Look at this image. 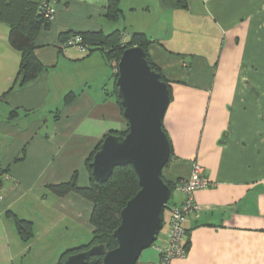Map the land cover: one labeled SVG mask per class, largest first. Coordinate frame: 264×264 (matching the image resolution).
Here are the masks:
<instances>
[{"label":"crops","instance_id":"1","mask_svg":"<svg viewBox=\"0 0 264 264\" xmlns=\"http://www.w3.org/2000/svg\"><path fill=\"white\" fill-rule=\"evenodd\" d=\"M120 1L133 32L155 41L148 53L172 89L164 117L172 154L163 177L176 183L198 164L209 181L194 191L201 209L184 223L187 254L171 264H264V0H188L187 8ZM49 3L56 14L35 44L44 69L26 85L21 53L0 21V264H55L65 250L90 242L92 201L75 191L59 196L50 186L74 176L90 186L88 158L128 127L114 93L115 63L59 38L114 31L109 0ZM67 63L86 71L74 83L58 79L50 99ZM183 199L179 192L171 203ZM19 221L30 225L28 236ZM167 243L168 226L137 264H155Z\"/></svg>","mask_w":264,"mask_h":264},{"label":"water","instance_id":"2","mask_svg":"<svg viewBox=\"0 0 264 264\" xmlns=\"http://www.w3.org/2000/svg\"><path fill=\"white\" fill-rule=\"evenodd\" d=\"M117 67L118 97L129 130L105 137L91 163L92 176L106 183L116 167L132 165L140 189L121 211L120 225L114 231L117 247L96 244L68 256L64 264H85L94 255H103L102 264H137L165 226V209L172 194L163 177L171 160V142L164 130L170 85L152 68L142 46L125 49Z\"/></svg>","mask_w":264,"mask_h":264},{"label":"trees","instance_id":"3","mask_svg":"<svg viewBox=\"0 0 264 264\" xmlns=\"http://www.w3.org/2000/svg\"><path fill=\"white\" fill-rule=\"evenodd\" d=\"M50 1L51 0H39L36 2L31 0H0V21L9 25L10 42L12 46L21 53V64L18 75L22 86L35 80L44 69V65L35 54V44L41 28H49L51 25V20L46 17L44 8V3ZM119 1L120 0H109L107 16L111 21H117L123 16ZM162 4L165 6L187 8L188 0H162ZM76 36L81 38V44L86 47L88 54L96 50L101 51L112 64L115 63V68H118V61L125 49L135 45L142 46L146 51L147 59L152 68L162 74L160 68L153 63L148 53V47L155 41L144 32H133L129 40L125 39V30L120 29H116L110 33H105L104 31H65L60 33L59 38L64 46H68L66 45L67 42ZM115 77L117 81L118 71ZM162 80L168 83L163 74ZM114 93L123 112L121 100L118 97L117 85L115 86ZM170 93L172 98L171 87ZM128 130L129 123L126 130L122 132L114 131L112 133L126 134ZM164 130L167 133L165 125ZM103 140L98 144L87 160V166L91 173L90 186H78L77 177L75 176L67 183L50 186L59 196H64L69 192L75 191L94 204L91 223L95 227V231L93 232L92 239L87 244L65 250L55 264H64L68 256L88 250L96 244H104L107 249H113L118 246L117 239L114 237V231L120 225L122 209L128 200L140 189L139 177L133 166L127 165L116 167L112 177L106 183H100L93 178L91 163ZM167 183L171 187L172 194L165 211H168L169 206L173 204L171 203V199L173 191L177 188V182ZM166 220L167 217L165 216V222ZM19 226L21 232L24 233L25 236L30 234V225L27 222L19 221ZM102 262L103 255H94L90 257L85 264H102Z\"/></svg>","mask_w":264,"mask_h":264},{"label":"built area","instance_id":"4","mask_svg":"<svg viewBox=\"0 0 264 264\" xmlns=\"http://www.w3.org/2000/svg\"><path fill=\"white\" fill-rule=\"evenodd\" d=\"M45 15L50 20L56 14V7L49 2L44 3ZM67 45H77L82 51L86 47L81 44V38L76 36L67 42ZM209 185L208 179L204 176L203 168L196 164L192 174L177 182V190L184 196L179 204L169 206V218L165 225L168 226V243L159 249L160 258L155 264H171L176 258L185 257L187 254V235L184 223L191 212L200 211L201 207L194 200V191L206 188ZM4 199V193L0 182V201Z\"/></svg>","mask_w":264,"mask_h":264},{"label":"rangeland","instance_id":"5","mask_svg":"<svg viewBox=\"0 0 264 264\" xmlns=\"http://www.w3.org/2000/svg\"><path fill=\"white\" fill-rule=\"evenodd\" d=\"M119 4H120V8L122 9V7H121V1H119ZM122 11H123V9H122ZM128 20H130V19H128ZM109 23H110V25H112L113 26V24H114V27H115V29L114 30H116V29H120V30H125V37H126V39L127 40H129L130 39V37H131V34L133 33V30L131 29V27H130V25L127 23V20H126V17H125V14H124V11H123V16L119 19V20H117V21H109ZM119 62V61H118ZM64 66V65H63ZM62 67V66H61ZM61 67H59V70H61ZM61 71H63L62 73H58V74H56V75H58L57 77H55V80H53V83H54V85L56 86V88H54V91L52 92V95H51V97H50V99H55L56 97H57V92H58V89H57V87H58V79H60V80H62L63 82L64 81H70L71 79H69V80H63V78H65V77H70V76H72V78L74 79V80H71V83H74L75 82V80L77 79V78H79L80 76L79 75H81V73H83L84 71H86V69H85V66H84V64H76V65H74L73 63L72 64H66L64 67H63V69L61 70ZM79 76V77H78ZM70 83V82H69ZM177 189V188H176ZM174 190L173 191V196H172V199L173 198H175V197H177L178 196V194H179V192H178V190ZM171 199V200H172ZM168 211H169V209H168ZM168 211L166 210L165 211V216L167 217V215H168ZM166 230H167V225H165V227L162 229V231L160 232V234H159V236H158V239H157V241H156V243H158V242H160V240L163 238V236H164V234H165V232H166Z\"/></svg>","mask_w":264,"mask_h":264}]
</instances>
